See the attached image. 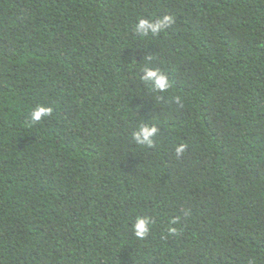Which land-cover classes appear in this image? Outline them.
<instances>
[{"label": "trees", "instance_id": "1", "mask_svg": "<svg viewBox=\"0 0 264 264\" xmlns=\"http://www.w3.org/2000/svg\"><path fill=\"white\" fill-rule=\"evenodd\" d=\"M0 264H264V0H0Z\"/></svg>", "mask_w": 264, "mask_h": 264}, {"label": "clouds", "instance_id": "2", "mask_svg": "<svg viewBox=\"0 0 264 264\" xmlns=\"http://www.w3.org/2000/svg\"><path fill=\"white\" fill-rule=\"evenodd\" d=\"M174 17L170 14L163 15L159 19L140 17L135 24V31L141 37L149 34L156 35L161 30L166 29L174 23ZM142 80L151 81L154 88L160 92L167 91L170 87L168 75L158 69H145ZM52 107L37 105L30 113V119L33 123L40 122L44 117L51 116ZM158 128L155 126L144 125L138 131L133 132L132 139L138 145H153V138L157 136ZM186 145L176 146V154L180 156L184 153ZM153 220L149 216L137 215L135 222L131 225V231L137 239H145L151 231ZM170 231H172L170 229Z\"/></svg>", "mask_w": 264, "mask_h": 264}]
</instances>
